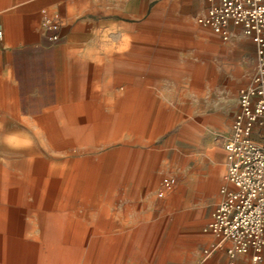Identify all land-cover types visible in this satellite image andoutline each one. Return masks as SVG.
<instances>
[{"label":"rangeland","instance_id":"374dc122","mask_svg":"<svg viewBox=\"0 0 264 264\" xmlns=\"http://www.w3.org/2000/svg\"><path fill=\"white\" fill-rule=\"evenodd\" d=\"M112 2L82 0V5L88 10L103 6L105 11H112ZM205 8L199 0H150L147 11L136 16L81 17L92 21V26L83 24L88 42L76 39L69 45L62 64V86L57 94L49 99L39 98L44 102L39 106L43 109H35L33 117L18 112L16 118L11 107L6 111L5 121L0 120V123H9L8 127L0 129V155H21L22 152L7 149L3 138L24 130L31 135L37 118H44L67 102L77 101L72 97L74 91L66 100L71 78L94 77L100 73L96 66L86 63L87 59L77 61L76 57L82 58L85 50L105 56L104 52L111 54L113 45H120V51H126L124 46L132 38L137 41L166 39L170 28L177 32L179 25L196 28L192 38L184 35L177 53H169L163 61L153 56L156 50L171 52L172 48H149L153 51L147 58H136L135 65L130 67L113 66L106 60L105 75L135 77L136 88L145 85L162 101L150 103V108L178 110L177 113L153 112V121L165 125L149 129L147 138L139 128L137 137H142L137 140L129 139L128 131L122 136L132 153L128 157L121 156L118 161L115 190L104 191L98 198L100 207L112 213L98 218L114 221L117 234L128 232L129 236L127 245L121 244L116 252L113 264H229L224 247L204 254V248L216 239L206 234L203 227L211 219L221 198L220 188L226 183L224 144L238 110L239 89L247 85L254 74L255 57L249 43L233 38L224 40L200 24L198 17ZM117 19L135 24V37L115 28ZM129 68H135V73ZM83 91V100L100 103L104 100L103 94L112 93L95 88ZM136 116L142 118V114L136 113ZM47 121L57 122V118L49 116ZM221 160L224 171L218 173L217 197L194 191L210 175L221 170ZM235 264H264V257L254 263L247 256H240Z\"/></svg>","mask_w":264,"mask_h":264},{"label":"bare ground","instance_id":"6f19581e","mask_svg":"<svg viewBox=\"0 0 264 264\" xmlns=\"http://www.w3.org/2000/svg\"><path fill=\"white\" fill-rule=\"evenodd\" d=\"M115 28L129 35L136 26L115 21ZM74 92L77 101L35 120L31 135L3 138L22 154L0 155V264H113L128 243L127 231L98 218L112 215L98 198L115 190L118 161L132 153L122 138L128 97L104 94L105 104H120L106 112L86 107L83 88Z\"/></svg>","mask_w":264,"mask_h":264},{"label":"crops","instance_id":"0c3cea01","mask_svg":"<svg viewBox=\"0 0 264 264\" xmlns=\"http://www.w3.org/2000/svg\"><path fill=\"white\" fill-rule=\"evenodd\" d=\"M113 1L111 4L112 11H105L103 6L88 10L83 7L82 0H0V30L3 31V37L0 38V120L5 121L6 111L11 107V110L16 113L13 114L16 118L19 117L17 116L18 112L29 118L33 117L35 109L36 111L43 109L39 106H42L44 102L39 98L46 97L49 99L57 94L62 86V64L65 63L69 45H73L76 39L84 41V43L88 42V38H86L88 34L83 28V24L92 26V21L81 17L100 14L128 17L140 13L144 14L150 5V0ZM199 2L206 7L205 9L210 5L205 0H199ZM117 20L129 23L125 20ZM50 22L59 23L58 32L61 38L55 42L48 38L49 34L54 33V31L47 30V25ZM176 28L179 29L178 32L170 31L172 28L168 30L169 34L166 39L139 41L134 38L129 39L124 46L127 48L126 51H120V45L111 46L113 48L111 54L104 52L105 56L89 54L85 50L82 58L76 57L77 61L87 59L86 63L90 66H96L100 73L94 77L71 78L66 100L68 95L70 96L72 91L79 87L102 89L111 91L110 94L125 95L128 97L129 109L131 113H134L128 123V138L137 140L138 137H142H137V128L143 129V136L147 138L150 134L149 129L154 126L163 127L165 125L153 121L151 116L153 112L177 113L178 110L166 109V107L150 108L148 106L150 103H162V101H159L145 85L136 88L133 84L137 78L130 75H105L103 71L106 69L105 64L108 59L113 63V66L127 65L130 67L131 64L135 65L136 58H147L149 53L153 51L149 49L152 47L172 48L174 51L171 52L163 49L156 50L157 52L153 55L161 61L167 59L169 53H177V49L182 45L184 35L192 38V34L196 31L195 27L182 28L179 25ZM132 35L135 37V29L130 31L129 36ZM230 38L249 43L255 57L254 44L242 34L240 27L231 26ZM129 70L135 73V68H129ZM83 101L88 103L86 107H98L106 112H111L120 106V104L110 105L104 102ZM71 103L67 102L64 106ZM236 108L238 109L239 105H236ZM57 110H53V112ZM136 113L143 114L142 118H137ZM23 120L26 121V119ZM8 125L9 123H0V126L3 127H8ZM220 162L221 170L210 175L209 179L200 183L194 191L217 197L218 173L224 171V161L221 160Z\"/></svg>","mask_w":264,"mask_h":264},{"label":"built area","instance_id":"2783aa9c","mask_svg":"<svg viewBox=\"0 0 264 264\" xmlns=\"http://www.w3.org/2000/svg\"><path fill=\"white\" fill-rule=\"evenodd\" d=\"M198 22L224 40L231 26L241 28L255 48V71L251 81L239 89L231 131L225 140L226 173L221 198L203 231L216 240L204 248L209 255L224 247L229 264L240 256L254 263L264 257V0H208ZM50 41L59 40V23L50 22ZM3 31L0 30V38Z\"/></svg>","mask_w":264,"mask_h":264}]
</instances>
